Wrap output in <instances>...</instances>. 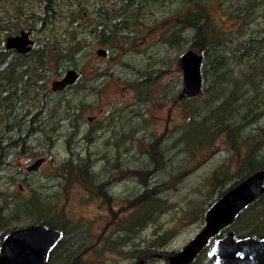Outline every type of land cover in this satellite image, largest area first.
Masks as SVG:
<instances>
[{"label": "trees", "instance_id": "1", "mask_svg": "<svg viewBox=\"0 0 264 264\" xmlns=\"http://www.w3.org/2000/svg\"><path fill=\"white\" fill-rule=\"evenodd\" d=\"M166 3L168 6L176 4L178 8L170 11L173 15L167 16L169 23L160 34L161 45L174 50L176 59L187 50L203 56L200 94L208 93L209 96L200 102L198 97H181L179 84L174 89L171 87L170 101L188 114L186 120L176 127L170 148L163 150L162 142H151L149 150L144 153L149 160L147 167L128 170L126 174V177L138 176L142 189L126 197L125 206L119 211L125 219L119 218L102 242L107 251L117 255L124 253L123 257L132 261L136 260L141 248L167 254L176 252L163 248L171 239L168 230L157 234L158 237L151 241L141 235L150 225L158 224L169 211H176L177 206L164 199V194L170 188L171 176L176 184L183 180V169L191 156L203 153L219 140L238 162L232 171L226 167L219 174H212L206 200L198 197L187 203L191 221L200 225H204L207 211L227 191L253 173L264 171V32L248 33L256 20L264 17V0H0V161L4 158V148L17 147L22 154L24 144L37 133L35 130L43 127V122L38 120L39 126L33 120L46 109L44 102L39 101L40 97L44 100L41 92L46 90L47 82L53 77H60L71 68L76 69L77 59L90 56L91 46L86 40L89 36L95 37L96 46L110 54L128 44L136 43L130 47L136 48L141 43L135 35L137 26L146 25L152 20L154 11ZM214 4L218 7L228 4L226 17L234 27L225 30L214 23L209 10ZM90 8L95 14L90 13ZM90 14L91 19L88 18ZM21 30L33 33V47L27 55L4 49L6 39L18 35ZM81 36L84 38L80 39ZM150 63L142 70H134V78L125 82L135 93L136 104L140 107L147 105L157 82L167 72L165 63L159 70L151 68ZM206 65H209L208 70ZM105 73L99 71L96 75L102 77ZM206 73L212 80L208 87H204ZM78 84L79 81L71 89L75 90ZM83 91L92 93V88L84 83L79 92ZM31 101L32 111L23 108L25 111L19 117L23 110L20 108L28 106ZM76 111L71 136L81 134L83 130L84 106ZM132 113L142 118L138 110ZM29 116L30 120L26 121ZM42 132L47 134L44 129ZM130 132H136V124H131ZM11 135L15 140L3 147L9 140L6 136L10 138ZM132 137L129 141L133 140ZM169 152L174 153L169 161L180 157V162L166 179L153 181L170 167L166 163ZM69 153L72 154L71 150ZM89 157L73 156L57 167L59 178L63 179L62 188L81 185L88 190L89 199H102L112 209L114 198L107 195L108 182L99 180L100 174L92 172ZM23 184L30 187L26 179ZM4 190L0 191V244L10 231L46 225L64 235L51 252L49 264H94V259L103 257L104 254L96 252L92 256L94 259L89 261L84 257L86 253H75V250L94 247L85 245L88 239L80 240L79 233L83 238L87 236L83 227L56 213L57 193L53 197H41L32 190L30 198L23 199ZM198 202L203 205H196ZM261 217L264 218V195L237 218L234 222L236 228L238 224L246 223L242 232H234L241 235L250 229L241 237L264 239L259 229L264 228V225L260 226L264 223ZM226 232L227 228L220 234ZM142 241L149 243L142 247ZM206 248L201 255H205Z\"/></svg>", "mask_w": 264, "mask_h": 264}, {"label": "rangeland", "instance_id": "2", "mask_svg": "<svg viewBox=\"0 0 264 264\" xmlns=\"http://www.w3.org/2000/svg\"><path fill=\"white\" fill-rule=\"evenodd\" d=\"M168 5L166 3L156 9L152 20L148 21L146 25L139 24L137 26L135 35L138 40H141L139 41L141 43L136 48H130L136 43L128 44L118 48L114 54L107 52L108 55L104 58L97 56L96 51L102 48L96 46L97 42L92 35L89 36L86 40L90 42V56L77 59L78 67L76 69L71 68L77 70L80 75L77 88L75 90L70 88L60 94L55 93L51 86L64 73L60 77H53L49 80L46 90L41 92L44 100L42 97L39 98V101H43L46 105V109L34 117L35 119L33 118L39 126H41L40 122H43V127L41 126L39 131L35 130L37 133L29 142L24 144L22 154L19 153L21 149L17 147L3 149L5 154L0 161V191L5 189V192L16 194L23 199L30 198L32 190L39 193L41 197H53L57 193L56 213L61 215L62 219L70 220L83 227V230L87 231V236L83 238L79 233L80 240L88 239L85 245L94 247V249L87 248L91 251L86 252L85 259L92 261L94 259L92 256H95L96 252L104 254L99 260L94 259V264H126L125 259L127 258L123 257L125 256L124 253L117 255L112 251H107L102 241L110 235L119 218L125 219L124 214L119 213L121 208L125 206L124 198L140 192L142 189L138 176H127L120 179L119 175L114 174L112 168L115 164H119L124 172L127 169L137 170L147 167L149 160L144 153L149 150V144L154 143V141L162 142L163 150L170 148L175 138L176 127L181 126L188 115L181 111V107L173 104L172 100L170 101L171 87L174 89L179 84L180 91H182V72L179 65L180 56L176 59V52L168 50L160 42L162 37L160 34L166 30L165 25L168 26L169 23L167 16L173 15L170 11H175L178 8L176 4ZM209 10L217 26H222L225 30L234 27L226 17L225 11L229 10L228 4L219 7L218 4H214L210 6ZM90 11L91 14H95L92 8ZM91 14L88 15L89 19L92 17ZM26 32L33 40V33L31 31ZM262 32H264V17L257 19L248 30V33L254 34ZM79 38L83 39L84 37ZM159 59H163L165 62L163 60L161 62ZM149 63L150 67L155 70H159V67L165 63L167 72L157 82V87L151 92L152 97L148 99L147 105L140 107L136 104L135 93L125 82L134 78V70H142ZM205 69L208 70L209 65H206ZM99 71L107 72V74H103L99 78L100 80L96 79L98 83H95L93 76ZM205 80L204 87H208L212 80L209 75ZM84 83L90 88L91 85L97 88L96 84H100V90L96 94L87 91L79 92ZM208 96V93H202L198 96V100L201 102ZM31 105H33L32 101L28 106L20 109L25 108L32 111ZM81 105L84 106L81 120L83 130L81 134L71 136L74 131L72 126L75 124L77 115L76 108ZM67 106L68 110H66ZM25 109L19 112V117L23 115ZM134 110H138L142 114V118L133 114L132 111ZM121 116L126 117V119H121ZM30 118V116L27 117L26 121H29ZM132 123L136 124L135 133L130 132ZM122 124L127 127L124 126L128 132L127 136H134L135 138L132 137L133 140L131 141L129 139L128 143L121 148L117 141L120 142L119 136L124 134ZM103 125H112L115 136L110 131L107 132L110 133V138L105 133L101 139H98L101 136L100 127ZM91 128L93 130L89 134L88 131ZM43 129L47 134H43ZM99 134L100 136H98ZM113 136L114 139H111ZM8 137L6 136L10 141L4 143L3 147L15 140L14 135ZM137 138L141 140L139 141ZM69 150L72 154L69 153ZM171 155L174 153L169 152L166 157V163L170 167L162 171L163 173H160L159 178L155 177L153 181L166 179L167 175L169 176L171 171L175 169V165L180 162V157L169 161L173 157ZM73 156L81 159L90 156V162L93 166L92 172L97 175L100 174V177L97 178L101 181H110L109 186L113 187L112 191L123 192L124 196L114 195L112 209L102 199H89L88 190L81 185L76 184L69 187L65 185L62 188L63 179L59 178L60 174H57V167ZM39 159H44V163L36 173L28 174L27 167ZM119 165L117 166L118 170L121 168ZM237 166V157H232L226 151V146L220 144L219 140L203 153L195 157L191 156L183 169L185 173L183 180L176 184L174 177L171 176L170 188L164 194V199L177 206L176 211H169L159 220L158 224L150 225L142 232L141 238L151 241L163 231L168 230L171 233V239L167 244H164L163 248L168 251H177L183 248L199 233L203 226L196 221H191L192 217L187 214V203L189 200L198 197L206 200L212 174H219V171L226 167L232 171ZM24 178H28L27 182L30 187L25 184L22 186ZM11 179L12 181H10ZM19 186L22 189H19ZM196 205L202 206L203 202H198ZM114 216L118 218L114 219ZM260 219L264 222L263 217ZM244 223L238 224L237 228L236 223H233L228 227L229 229L227 228V232L228 230L232 231L235 235L234 230L239 233L242 232ZM262 225L264 223H261L260 226ZM259 229L261 230L260 234H264V228ZM248 231L250 229H246L244 233ZM244 233L236 236L241 237ZM142 242V247L149 243ZM154 264H164V261L161 258Z\"/></svg>", "mask_w": 264, "mask_h": 264}, {"label": "water", "instance_id": "3", "mask_svg": "<svg viewBox=\"0 0 264 264\" xmlns=\"http://www.w3.org/2000/svg\"><path fill=\"white\" fill-rule=\"evenodd\" d=\"M33 40L29 33L21 30L10 36L4 43L5 50H15L19 55L31 52ZM97 56L105 57L104 49L96 51ZM203 56L194 50H187L179 58L182 72V91L180 96L196 98L203 86L201 68ZM79 75L69 69L61 80L55 81L53 91H62L73 85ZM44 163L39 159L28 170L37 171ZM264 195V171L250 175L237 186L227 191L207 211L205 223L199 233L179 252L168 257L167 264H190L207 242L230 227L237 218ZM63 238V233L46 225L29 226L7 233L0 244V264H49L51 252ZM210 255L214 264H264V239L254 236L236 237L228 231L215 240ZM137 264H143L140 260Z\"/></svg>", "mask_w": 264, "mask_h": 264}, {"label": "flooded vegetation", "instance_id": "4", "mask_svg": "<svg viewBox=\"0 0 264 264\" xmlns=\"http://www.w3.org/2000/svg\"><path fill=\"white\" fill-rule=\"evenodd\" d=\"M95 38V37H94ZM12 51H15V50H12ZM16 52V51H15ZM17 53V52H16ZM18 54V53H17ZM106 57V56H105ZM104 57V58H105ZM76 72H77V70H75ZM67 72V71H66ZM66 72H64V74L60 77V79L59 80H61L63 77H64V75H65V73ZM78 73V72H77ZM78 75H79V73H78ZM99 78H101V77H97V75H96V73H95V75L93 76V81L95 82V83H98V82H96V79L97 80H100ZM79 79H80V75H79V77H78V79H77V81L73 84V85H71V86H67L65 89H63L62 91H54L55 93H62V92H64V91H66V90H69L72 86H74V85H76V83L79 81ZM58 81V80H57ZM103 83H105V82H103ZM96 86H97V88H95V86H93V85H91V88H92V94H96L99 90H100V84H96ZM122 118H124V117H122L121 116V119ZM124 119H126V117L124 118ZM91 121V120H90ZM121 123V122H120ZM122 127H123V135L122 136H119V140H120V142L119 141H117V144H120L121 145V148L125 145V144H127L128 143V140H129V137L127 136V134H128V132H126V130H125V127H126V125H124V124H122L121 125ZM125 126V127H124ZM114 127L112 126V125H107V126H105V125H103V126H101L100 127V134H101V136H100V134L98 135V136H100L98 139H101L102 138V136L105 134V133H107V132H110L111 131V133L112 134H114V136H115V131H113L112 129H113ZM127 128V127H126ZM93 130V128H91L90 129V132H89V134L91 133V131ZM107 135H108V138H110V133H107ZM114 136L111 138V139H114ZM116 159V158H115ZM114 159V160H115ZM109 161H111L110 159H108ZM119 164H115L114 165V167L112 168V171L114 172V174H116V175H119L120 176V179H122V177H126V174H127V171H128V169H127V171H122V167H121V165H119L121 168H120V170H118L117 169V166H118ZM29 167V166H28ZM28 167H27V173L29 174V173H36L37 171H30V170H28ZM57 174H58V172H57ZM24 179H28V178H24ZM104 181H107V180H104ZM108 185H107V195L110 197V198H113L114 197V195L115 194H120V195H122V196H124V194H123V192L121 191V192H118V191H115V190H113L112 191V189H113V187H110L109 185L111 184L110 183V181H108ZM19 189H22L20 186H19ZM124 199H126V197L124 198ZM226 234V233H225ZM225 234H220L219 233V235L214 239V240H209L208 242H207V244H206V246L205 247H207L206 249H205V255L203 256V255H201V252H202V250L204 249H202L200 252H199V254L195 257V259L190 263V264H214V261H215V259L210 255V253H211V248L213 247V245H214V243H215V240L216 239H218V238H222ZM182 249V248H181ZM180 249V250H181ZM180 250H177L175 253H173V254H167V253H162V252H157V251H155V252H151V251H145V250H142V248L140 249V253H139V255H138V257L136 258V260H130V259H125V263L126 264H137L140 260H142L143 261V264H154V263H156V261L158 260V259H163V261H164V264H167L168 263V257L169 256H171V255H174V254H176L177 252H179ZM76 252L75 253H86V252H90L91 250H75ZM72 252H74V250L72 251Z\"/></svg>", "mask_w": 264, "mask_h": 264}, {"label": "bare ground", "instance_id": "5", "mask_svg": "<svg viewBox=\"0 0 264 264\" xmlns=\"http://www.w3.org/2000/svg\"><path fill=\"white\" fill-rule=\"evenodd\" d=\"M249 209V208H248ZM64 236V235H63Z\"/></svg>", "mask_w": 264, "mask_h": 264}]
</instances>
